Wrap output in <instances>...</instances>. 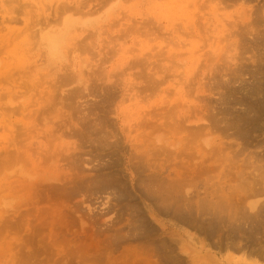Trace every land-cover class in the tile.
Segmentation results:
<instances>
[{"label": "rangeland", "instance_id": "obj_1", "mask_svg": "<svg viewBox=\"0 0 264 264\" xmlns=\"http://www.w3.org/2000/svg\"><path fill=\"white\" fill-rule=\"evenodd\" d=\"M263 19L264 0H0V264H264Z\"/></svg>", "mask_w": 264, "mask_h": 264}, {"label": "bare ground", "instance_id": "obj_2", "mask_svg": "<svg viewBox=\"0 0 264 264\" xmlns=\"http://www.w3.org/2000/svg\"><path fill=\"white\" fill-rule=\"evenodd\" d=\"M14 1H15V0H14ZM235 1H236V0H235ZM233 2H234V1H233ZM11 3H13V2H11ZM245 3H246V2H245ZM63 5H64V4H63ZM12 7H13V6H12ZM60 7H61V6H60ZM63 7H64V6H63ZM64 8H65V7H64ZM10 9H11V8H10ZM58 9H59V8H58ZM62 9H63V8H62ZM62 9H61V10H62ZM66 10H67V9H65V11H66ZM65 11H64V12H65ZM253 12H254V11H253ZM254 13H255V12H254ZM257 13H258V12H257ZM259 17H260V16H259ZM261 19H262V18H261ZM245 20H246V19H245ZM252 20H253V19H252ZM6 21H7V20H6ZM11 21H12V19H11ZM263 21H264V19H263ZM263 21H262V22H263ZM257 22H258V21H257ZM257 22H256V23H257ZM253 27H255V26H253ZM263 28H264V27H263ZM255 29H256V28H255ZM244 30H245V29H244ZM244 30H243V31H244ZM261 31H262V30H261ZM249 33H250V32H249ZM239 36H240V35H239ZM243 36H244V35H243ZM243 36H242V37H243ZM249 37H250V36H249ZM243 38H244V37H243ZM246 38H247V36H246ZM250 38H251V37H250ZM239 39H240V38H239ZM250 40H251V39H250ZM242 42H243V41H242ZM251 42H252V41H251ZM255 44H257V43H255ZM255 44H254V45H255ZM259 44H260V43H259ZM244 45H245V44H244ZM242 47H243V46H242ZM249 50H250V49H249ZM240 51H241V50H240ZM255 51H256V49H255ZM258 52H259V51H258ZM262 52H263V51H262ZM243 53H244V52H243ZM250 53H251V52H250ZM241 54H242V53H241ZM241 54H240V55H241ZM255 54H256V53H255ZM255 54H254V55H255ZM243 55H244V54H243ZM255 56H256V55H255ZM259 56H260V55H259ZM256 57H257V56H256ZM237 58H238V57H237ZM242 58H243V57H242ZM251 58H252V57H251ZM241 63H242V62H241ZM260 64H261V63H260ZM249 67H250V66H249ZM253 67H254V66H253ZM263 67H264V66H263ZM221 71H222V70H221ZM258 71H259V70H258ZM258 71H256V69L254 70V73L256 74L257 78H258V76H259V74H260V73H258ZM239 72H241V71H239ZM228 73H229V72H228ZM248 73H249V72H248ZM261 75H262V73H261ZM254 76H255V75H254ZM254 76H252V78H254ZM235 77H236V76H235ZM245 77H246V76H245ZM233 78H234V77H233ZM238 78H239V77H238ZM241 78H242V77H241ZM224 79H225V78H224ZM228 79H229V78H228ZM231 79H232V78H231ZM234 79H235V78H234ZM236 79H237V78H236ZM236 79H235V80H236ZM254 79H256V78H254ZM217 80H218V79H217ZM220 80H221V79H220ZM229 80H230V79H229ZM235 80H234V81H233V80H230V81H231V84H230V85H232V84H234V83H237ZM246 80H247V79H246ZM218 81H219V80H218ZM230 81H229V83H230ZM232 81H233L234 83H233ZM222 82H223V81H222ZM226 82H227V81H226ZM244 82H245V81H244ZM262 82H263V81H262ZM227 83H228V82H227ZM227 83H226V84H227ZM229 83H228V85H229ZM242 83H243V82H242ZM263 83H264V82H263ZM238 84H239V83H238ZM253 84H254V83H253ZM253 84H252V86H251L252 88H251V89L249 88L250 91H249V90H248V91L251 92V95H252L251 97H255V98H256L257 102L259 103V110L261 109V111H262V110L264 109V88H262V86H261L262 83H261V84H258V83H257V84H258L257 86H253ZM239 85H240V84H239ZM243 86H244V85H243ZM248 87H249V86H248ZM231 88H232V86H231ZM240 88H241V87H240ZM218 89H219V88H218ZM218 89H217V90H218ZM241 89H242V88H241ZM243 89H244V88H243ZM243 89H242V90H243ZM221 90H222V89H221ZM236 90H237V89H236ZM236 90H235V91H236ZM228 91H229V90H228ZM244 91H245V90H244ZM244 91H242V92H244ZM226 92H227V91H226ZM229 92H230V91H229ZM232 92H234V91H232ZM245 92H247V91H245ZM234 93H235V92H234ZM236 93H237V92H236ZM227 94H229V93H227ZM230 94H231V92H230ZM237 94H238V93H237ZM241 94H242V93H241ZM220 95H221V94H220ZM238 95H239V94H238ZM248 95H250V94H248ZM231 96H232V95H231ZM224 97H225V96H224ZM232 97H233V96H232ZM241 97H242V96H241ZM221 99H222V98H221ZM228 99H229V98H228ZM251 99H252V98H251ZM222 100H223V99H222ZM229 100H232V99H229ZM241 100H242V99H241ZM241 100H240V101H241ZM252 100H253V99H252ZM223 101H224V100H223ZM249 101H250V100H249ZM233 102H234V101H233ZM242 102H243V101H242ZM251 102H252V101H251ZM251 102H250V103H251ZM255 102H256V101H255ZM220 103H221V102H220ZM235 103H236V102H235ZM235 103H234V105H232V107L236 105ZM231 104H232V103H231ZM231 104H230V105H231ZM237 104H238V103H237ZM240 104H241V103H240ZM251 104H252V103H251ZM253 104H254V103H253ZM255 104H257V103H255ZM238 105H239V104H238ZM257 105H258V104H257ZM257 105H256V107H257ZM227 106H228V105H227ZM239 106H241V105H239ZM245 106H246V105H245ZM230 107H231V106H230ZM242 107H243V105H242ZM249 108H250V107H249ZM249 108H245V109L247 110V109H249ZM251 109H253V108L251 107ZM224 110H225V108H224ZM229 110H230V109H229ZM246 110H244V113H245ZM259 110H258V111H259ZM256 111H257V110H256ZM226 112H227V111H226ZM242 112H243V111H242ZM249 112H252V111H251V110H250V111L248 110V113H249ZM254 112H255V111H254ZM259 112H260V111H259ZM227 113H228V112H227ZM232 113H233V112H232ZM244 113H243V115H244V116H247V115H245ZM256 113H258V112H256ZM246 114H247V113H246ZM262 114H264V113H262ZM236 115H237V114H236ZM243 115H242V116H243ZM259 115H260V114H259ZM220 116H221V115H220ZM242 116H241V117H242ZM256 116H257V115H256ZM237 117H238V116H236V118H237ZM251 117H252V115H251ZM251 117H250V115H249V119H250ZM236 118H234V119H236ZM243 118H244V117H243ZM245 118L248 119L247 117H245ZM256 118H257V117H256ZM237 119H240V118L238 117ZM251 119H252V118H251ZM253 119L255 120V118H253ZM253 119H252V120H253ZM261 119H262V118H261ZM216 120H217V119H216ZM240 120H241V119H240ZM198 121L200 122V119H199ZM201 121H202V120H201ZM237 121H239V120H237ZM213 122H214V120H213ZM224 122H225V121H224ZM253 122H254V121H253ZM197 123H198V122H197ZM218 123H220V122H218ZM263 124H264V123H263ZM215 125H216V124H215ZM224 125H225V124H224ZM243 125H244V124H243ZM226 126H227V124H226ZM241 126H242V124H241ZM241 126H240V127H241ZM244 126H245V125H244ZM248 126H249V125H248ZM213 127H214V126H213ZM227 127H228V126H227ZM231 127H232V126H231ZM231 127H230V128H231ZM199 128H200V127H199ZM203 128H204V127H203ZM222 128H223V127H222ZM250 128H251V127H250ZM212 129H213V128H212ZM226 129H227V128H226ZM228 130H229V129H228ZM224 131H225V130H224ZM227 133H228V132H227ZM242 133H244V132H242ZM230 135H231V134H230ZM225 136H226V134H225ZM231 137H232V136H231ZM239 137H240V136H239ZM240 138H241V137H240ZM242 138H243V137H242ZM251 140H252V139H251ZM112 146H113V145H112ZM114 148H115V147H114ZM245 148H246V147H245ZM241 150H242V149H241ZM7 152H8V151H7ZM222 152H223V151H222ZM239 154H240V153H239ZM11 156H12V155H11ZM219 157H220V156H219ZM257 157H258V156H257ZM216 158H217V157H216ZM259 158H260V157H259ZM261 158H262V157H261ZM248 159H249V158H248ZM263 159H264V158H263ZM252 160H253V159H252ZM254 160H255V159H254ZM217 161H218V160H217ZM219 161H220V160H219ZM223 161H224V160H223ZM261 161H262V160H261ZM207 162H208V161H207ZM228 162H229V161H228ZM220 163H221V162H220ZM263 164H264V163H263ZM221 165H222V164H221ZM202 166H203V165H202ZM112 167H113V166H112ZM254 167H255V166H254ZM262 167H263V166H262ZM230 168H231V167H230ZM240 169H241V168H240ZM240 169H239V170H240ZM261 169H262V168H261ZM207 170H208V169H207ZM211 170H212V169H211ZM216 170H218V169H216ZM254 170H255V169H254ZM258 170H260V168H259ZM213 171H214V169H213ZM262 171H264V170H262ZM262 171H261V172H262ZM201 172H202V169H201ZM214 172H215V171H214ZM224 172H225V171H224ZM117 173H118V172H117ZM209 173H210V172H209ZM211 173H212V172H211ZM225 173H226V172H225ZM262 173H263V172H262ZM242 174H243V173H242ZM258 174H259V173H258ZM261 175H263V174H261ZM253 176H254V175H253ZM253 176H252V177H253ZM259 176H260V175H259ZM255 177H256V176H255ZM263 177H264V175L262 176V182L264 181V178H263ZM248 178H249V175H248ZM214 179H215V178H214ZM206 180H207V179H206ZM254 180H255V179H254ZM185 181H187V180H185ZM235 181H236V180H235ZM241 181H242V180H241ZM32 182H33V181H32ZM141 182H142V181H141ZM213 182H214V181H213ZM247 182H248V181H247ZM250 182H251V180H250ZM253 182H255V184H256V181H253ZM260 182H261V181H260ZM144 183H145V182H144ZM147 183H148V182H147ZM245 183H246V182H245ZM251 183H252V182H251ZM251 183H250L249 186H248V187H249V188H248V191H250V192L255 191L254 193L257 194L258 192H257V190H255L256 188H254V184L252 185ZM257 183L259 184V182H257ZM29 184H31V183H29ZM112 184H113V183H112ZM159 184H160V183H159ZM163 184H164V183H163ZM174 184H175V183H174ZM214 184H215V183H214ZM219 184H220V183H219ZM238 184H239V183H238ZM258 184H256V185H258ZM146 185H147V184H146ZM186 185H187V182H186ZM189 185H190V184H189ZM240 185H243V184H240ZM244 185H245V184H244ZM250 185H252V186H250ZM261 185H262V183H261ZM173 186H174V188H172V186L170 187V188L173 189V190L170 189V191H171V190L174 191V189H176V192L178 193V190H180V188H182V183H181V184H175V185H173ZM192 186H193V185H192ZM208 186H209V185H208ZM213 186H215V185H213ZM161 187H162V186H161ZM244 187H245V186H244ZM261 187H264V184H263V186H261ZM261 187L259 186V188H260V190H261V193H262V192H264V188H261ZM142 188H143V187H142ZM145 188H146V187H145ZM168 188H169V187H168ZM235 188H236V187H235ZM166 189H167V188H166ZM208 189H209V188H208ZM208 189H207V190H208ZM96 190H97V189H96ZM218 190H219V189H218ZM222 190H223V189H222ZM236 190H237V188H236ZM98 191H99V190H98ZM140 191H141V190H140ZM157 191H158V190H157ZM240 191H241V190H240ZM256 192H257V193H256ZM121 193H122V192H121ZM121 193H120V194H121ZM146 193H147V192H146ZM151 193H152V192H151ZM162 193H163V192H162ZM183 193H184V192H183ZM212 193H213V192H212ZM214 193H215V192H214ZM259 193H260V192H259ZM124 194H125V193H124ZM178 194H179V193H178ZM215 194H216V193H215ZM246 194H247V193H246ZM173 195H174V192H173ZM180 195H181V194H180ZM259 195H260V194H259ZM262 195H263V193H262ZM123 196H124V195H123ZM164 196H165V195H164ZM181 196H182V195H181ZM184 196H185V194H184ZM215 196H216V195H215ZM215 196H214V197H215ZM248 196H249V195H248ZM188 197H189V195H188ZM243 197H244V196H243ZM249 197H250V196H249ZM202 198H203V197H202ZM205 198H206V196H205ZM218 198H219V197H218ZM229 198H230V197H229ZM229 198H228V200H229ZM250 198H251V197H250ZM123 199H124V197H123ZM169 199H170V198H169ZM187 199H188V198H187ZM189 199H190V198H189ZM206 199H207V198H206ZM206 199H205V200H206ZM115 200H116V199H115ZM183 200H185V199H183ZM243 200H244V198H243ZM243 200H242V201H243ZM126 201H127V200H126ZM163 201H164V200H163ZM172 201H173V200H172ZM172 201H171V202H172ZM199 201H200V199H199ZM218 201H219V200H218ZM220 201H221V200H220ZM222 201H223V200H222ZM224 201H225V200H224ZM131 202H132V201H131ZM186 202H187V200H186ZM184 203H185V202H184ZM191 203H192V202H191ZM221 203H222V202H221ZM223 203H224V202H223ZM223 203H222V204H220V202H219V203H215V202H213V201L211 200V201H208V204L206 205L204 202H200V204H201L200 211H201V209H202V207H203L204 209H205V208H206L207 210H208V209H209V210L212 209V210H214L215 212H217V211H216V210H217L216 208H218V210H220V208L223 206ZM225 203H226V202H225ZM225 203H224V205H225ZM256 203H257V202H256ZM256 203H255V204H256ZM178 204H179V203H178ZM188 204H189V202H188ZM197 204L200 206L199 203H197ZM132 205H133V204H132ZM192 205H193V204H192ZM203 205H206L207 207H206V206H203ZM229 205H230V203H229ZM185 206H187V204H186ZM225 206H226V205H225ZM259 206H261V205H259ZM131 207H132V206H131ZM190 207H191V206H190ZM190 207H189V210H190ZM172 208H173V207H172ZM191 208H194V207H191ZM197 208H198V206H197ZM230 208H231V207H230ZM127 209H128V208H127ZM180 209H182V208L180 207ZM204 209H203V212H205ZM206 209H205V210H206ZM263 209H264V207H263ZM163 210H164V208H163ZM178 210H179V209H178ZM178 210H177V212H178ZM189 210H188V211H189ZM221 210H222V209H221ZM259 210H260V209H259ZM135 211H136V210H135ZM179 211H180V210H179ZM184 211H185V209H184ZM191 211H193V210H191ZM263 211H264V210H263ZM263 211L261 212V210H260V212L264 214ZM173 212H174V211H173ZM181 212H182V213H185V212H183V210H182ZM181 212H180V213H181ZM220 212H221V211H220ZM135 213H137V212H135ZM190 213H191V212H190ZM208 213L210 214L209 211H208ZM213 213H214V212H213ZM218 213H219V212H218ZM230 213H231V212H230ZM239 213H240V212H239ZM38 214H39V213H38ZM178 214H179V213H178ZM178 214H177V215H178ZM186 214H187V213H186ZM186 214H185V215H186ZM193 214H194V213H193ZM209 214H208V215H209ZM219 214H220V213H219ZM244 214H245V212H244ZM46 215H47V214H46ZM179 215H180V214H179ZM179 215H178V216H179ZM210 215H211V214H210ZM213 215H214V214H213ZM217 215H218V214H217ZM223 215H224V214H223ZM238 215H239V214H238ZM254 215L256 216V214H254ZM259 215H260V214H259ZM37 216H38V215H37ZM178 216H176V217H178ZM189 216H190V214H189ZM255 216H254V217H255ZM185 217H187V215H186ZM193 217H194V216H193ZM204 217H205V216H204ZM206 217H208V216L206 215ZM260 217H261V215H260ZM262 217H263V216H262ZM32 218H33V217H32ZM39 218H40V217H39ZM44 218H45V217H44ZM136 218H137V217H136ZM190 218H191V217H190ZM218 218H219V217H218ZM223 218H224V217H223ZM248 218H249V217H247V219H248ZM256 218H257V216H256ZM137 219H138V218H137ZM224 219H225V218H224ZM224 219H223V220H224ZM238 219L241 221L240 218H238ZM247 219H246V220H247ZM143 220H144V219H143ZM199 220H200V218H199ZM201 220H202V219H201ZM206 220H207V219H206ZM216 220H217V219H216ZM243 220H245V218H244ZM246 220H245V221H246ZM262 220L264 221L263 218H262ZM132 221H133V220H132ZM185 221H186V220H185ZM209 221H210V220H209ZM224 221H225V220H224ZM224 221H223L222 223H224ZM237 221H238V220H237ZM263 221H262V222H263ZM133 222H134V221H133ZM203 222H206V221H203ZM212 222H213V221H212ZM226 222H227V221H226ZM233 222H234V221H233ZM249 222L252 223L253 220L250 219ZM197 223H198V222H197ZM206 223H207V222H206ZM234 223H235V222H234ZM241 223H242V221H241ZM259 223H260V222H259ZM203 224H204V223H203ZM229 224H230V223H229ZM247 224H249V223H247ZM257 224H258V223H257ZM260 224H261V223H260ZM260 224H259L258 226H261ZM263 224H264V222H263ZM227 225H228V224H227ZM239 225H242V224H239ZM249 225L251 226V224H249ZM28 226H29V225H28ZM28 226H27V227H28ZM208 226H209V225H208ZM222 226H223V225H222ZM224 226H225V225H224ZM244 226H245V225H244ZM252 226H253V225H252ZM254 226L256 227L257 225L254 224ZM195 227H196V226H195ZM197 227H198V226H197ZM248 227H249V226H248ZM32 228H33V226H32ZM39 228H40V227H39ZM50 228H51V227H50ZM134 228H135V227H134ZM143 228H144V227H143ZM209 228H210V227H209ZM216 228H217V226H216ZM218 228H220V227H218ZM223 228H224V227H223ZM242 228H243V225H242ZM242 228H240V229H242ZM250 228H252V227H250ZM138 229H139V228H138ZM235 229H236V228H235ZM238 229H239V227H238ZM248 229H249V228H248ZM252 229H253V228H252ZM254 229H255V228H254ZM261 229H262V228H261ZM198 230H199V229H198ZM201 231H202V230H201ZM215 231H216V230H215ZM219 231H220V230H219ZM219 231H218V232H219ZM241 231H242V230H241ZM244 231H245V230H244ZM244 231H242V232L244 233ZM249 231H250V230H248V233H249ZM258 231H259V230L257 229L256 232L254 231V233H253L254 236H255V238H256V235H255V234H256ZM262 231H263V230H262ZM34 232H36V231L34 230ZM218 232H216V233H218ZM221 232H222V231H221ZM242 232H241V234H242V236H243V233H242ZM151 233H152V232H151ZM216 233H215V235H216ZM219 233H220V232H219ZM239 233H240V232H239ZM248 233H246L245 235H247ZM251 233H252V232H251ZM35 234H36V233H35ZM146 234H147V233H146ZM208 234H209V233H208ZM241 234H240V235H241ZM51 235H52V234H51ZM140 235H141V234H140ZM217 235H218V234H217ZM245 235H244V236H245ZM251 235H252V234H250L249 236H251ZM260 235H261V234H260ZM262 235H263V234H262ZM130 236H131V235H130ZM141 236H142V235H141ZM143 236H144V235H143ZM211 236H212V235H211ZM244 236H243V237H244ZM254 236H253V237H254ZM231 237H232V236H231ZM233 237H234V236H233ZM236 237H237V236H235V238H236ZM261 237H262V236H261ZM261 237H260V238H261ZM50 238H51V237H50ZM208 238H209V237H208ZM211 238H212V237H211ZM215 238H216V237H215ZM215 238H214V239H215ZM217 238H218V237H217ZM221 238H222V237H221ZM250 238H251V237H250ZM29 239H30V238H29ZM29 239H28V240H29ZM118 239H119V238H118ZM209 239H210V238H209ZM241 239H242V238H241ZM257 239H258V238H257ZM36 240H37V239H35V241H36ZM165 240H166V239H165ZM222 240H223V239H222ZM224 240H226V239H224ZM235 240H238V238H236ZM250 240H251V239H250ZM259 240H260V239H259ZM261 240L263 241V239H261ZM261 240L258 241V242H259V243L262 242ZM230 241H231V240H230ZM243 241H244V240H243ZM28 242H29V241H28ZM36 242H37V241H36ZM227 242H228V241H227ZM232 242H236V241L233 240ZM232 242H231V243H232ZM245 242H246V240H245ZM247 242H250V241H247ZM247 242H246V244H247ZM253 242H254V241H253ZM256 242H257V240H256ZM24 243H25V242H24ZM26 243H27V242H26ZM160 243H161V242H160ZM162 243H163V242H162ZM215 243H216V242H215ZM220 243H221V242H220ZM34 244H35V243H34ZM242 244H243V243H242ZM256 244H258V243H256ZM263 244H264V243H263ZM165 245H166V244H165ZM217 245H218V244H217ZM217 245H216V246H217ZM230 245H231V244H230ZM230 245H228V248H230V247H229ZM240 245H241V243H240V244H237V248L233 245L232 247H235V248H234V249H231V248H232V247H231V248H230L231 251L234 250V251L237 252V253H238V252H241V251H244V250H242V248H239ZM260 245H261V244H260ZM166 246H167V245H166ZM212 246H213V244H212ZM224 246H225V245H224ZM238 246H239V247H238ZM251 246H254V245H252V242H251ZM258 246H259V244H258ZM241 247H242V246H241ZM247 247H248V245H247ZM261 247H262V246H261ZM164 248H165V247H164ZM218 248H220V247H218ZM224 248H225V247H224ZM226 248H227V247H226ZM228 248H227V249H228ZM248 248H249V247H248ZM255 248H256V247H255ZM158 249H159V248H158ZM250 249H251V248H250ZM170 250H171V249H170ZM228 250H229V249H228ZM246 250H247V248H246ZM248 250H249V249H248ZM253 250H254V249H253ZM164 251H165V250H164ZM164 251H163V252H164ZM166 251H167V250H166ZM220 251H221V250H220ZM254 251H255V250H254ZM33 252H34V251H33ZM35 252H36V251H35ZM250 252H251V250H250ZM257 252H258V251H256V253H257ZM260 252H261V251H260ZM260 252H259V254H260ZM262 252L264 253V251H262ZM262 252H261V254H262ZM252 253L254 254V252H252ZM252 253H248V251H247V254H246V252H243L242 255H239V256H240L239 260L242 261V262H247V263H244V264H257L259 258H258V256L256 255V253H255V255H253ZM33 254H35V253H33ZM162 254H163V253H162ZM171 254H172V253H171ZM259 254H258V255H259ZM262 255H263V254H262ZM173 256H174V255H173ZM263 256H264V255H263ZM259 257H260V255H259ZM0 258H1V257H0ZM35 258H36V257H35ZM35 258H34V259H35ZM166 258H167V257H166ZM169 258H170V257H169ZM175 258H176V257H175ZM231 258H232V257H230V260H231ZM260 258H261V257H260ZM28 259H29V258H28ZM232 259H233V258H232ZM262 259H264V257H262ZM262 259H261V260H262ZM22 260H23V259H22ZM30 260H31V259H30ZM163 260H164V259H163ZM166 260H167V259H166ZM239 260H238V262H239ZM172 261H173V260H172ZM24 263H25V262H24ZM12 264H15V263L12 262ZM26 264H27V262H26ZM164 264H165V263H164ZM167 264H169V263H167Z\"/></svg>", "mask_w": 264, "mask_h": 264}]
</instances>
